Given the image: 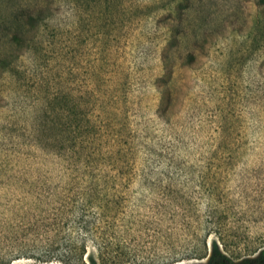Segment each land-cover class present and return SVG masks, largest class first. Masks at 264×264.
Here are the masks:
<instances>
[{
  "label": "rangeland",
  "instance_id": "obj_1",
  "mask_svg": "<svg viewBox=\"0 0 264 264\" xmlns=\"http://www.w3.org/2000/svg\"><path fill=\"white\" fill-rule=\"evenodd\" d=\"M215 245L264 248V0H0V264Z\"/></svg>",
  "mask_w": 264,
  "mask_h": 264
},
{
  "label": "trees",
  "instance_id": "obj_2",
  "mask_svg": "<svg viewBox=\"0 0 264 264\" xmlns=\"http://www.w3.org/2000/svg\"><path fill=\"white\" fill-rule=\"evenodd\" d=\"M21 32V30L13 32V38L18 39ZM205 257L206 262L201 261L194 264H264V248L256 256L236 261L224 253L218 245H215L210 254Z\"/></svg>",
  "mask_w": 264,
  "mask_h": 264
}]
</instances>
